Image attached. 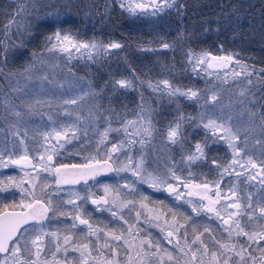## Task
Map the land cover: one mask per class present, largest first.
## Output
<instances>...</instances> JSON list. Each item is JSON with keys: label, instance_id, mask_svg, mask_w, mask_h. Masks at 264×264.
Returning a JSON list of instances; mask_svg holds the SVG:
<instances>
[{"label": "snow or ice", "instance_id": "1", "mask_svg": "<svg viewBox=\"0 0 264 264\" xmlns=\"http://www.w3.org/2000/svg\"><path fill=\"white\" fill-rule=\"evenodd\" d=\"M38 5L56 8L55 4L41 5L40 0H26V3L17 5L11 14V19L0 30L2 31L0 76H4L10 85L15 79V85H12L9 91L18 94L16 99L19 101V104H15L6 93L4 94L5 111L8 112V116L16 118L15 122L8 124V130L15 139L0 145V168L18 167L24 173V177H28L27 183L31 185L29 190L25 187L24 179L19 182L14 177L0 180V194L15 196L13 190L18 189L22 197L19 203L7 204L0 200L2 204L0 264H121L122 255L124 264H134V260L136 264H166V262L175 264L174 253L187 257L185 264H264V67L250 65L238 59L239 53L213 55L208 50L197 53L191 48L185 52L187 63L197 75H199L197 69H200L207 76L214 75L223 83L229 80L244 82L243 87L237 85L239 88L237 103L244 105L247 113V122L243 126L233 122V116L224 111V106H218L219 90L215 85L212 88L197 89L181 87L170 79H161L154 83L151 80L141 79L131 68L132 78L105 82V86L111 83L114 93L146 84L147 88L156 95L157 100L166 99L169 104H175L177 115L169 121L165 133L166 140L173 145L179 144L183 147L187 139L184 133L185 124L195 129H203V140L196 142L194 150L182 157L189 168L198 161L206 160L205 150L211 145L223 143L227 146L230 160L221 164L216 158L212 159V165L217 169L219 178L211 181L205 178L199 184L184 182L183 187L188 191L183 192L177 185L168 183L166 178L162 179L159 175L149 172L143 154L139 159H134L130 154L134 144L145 145L156 131L153 124L156 109L146 100L143 91L139 92V103L136 105L134 119L120 122L121 113L111 110L109 116L103 117L105 126L102 129L96 124L101 120L104 111L99 105L95 106L97 111L90 109L87 116L81 115L77 110L86 97L100 95L99 92L92 90L90 82L89 91H83L71 98H60L55 102L57 107L63 109L64 117L75 118L72 123L62 122L58 113L55 119L51 114L48 115V121L54 125L53 127L45 131L34 129L35 134L32 136L28 135L27 127H21L29 122L24 119L25 116L30 118L34 115H42L36 111L38 106L49 108L53 106L52 99H40V96L45 95L43 85L37 88L32 84L31 72L37 64L45 63L46 54L59 51L67 54L69 59H74L76 53L79 58L95 63L101 58L114 54L115 50H122L125 47L124 44L116 41L105 44L95 38L88 41L79 40L76 38L77 34L58 28L43 35L42 51L31 54L32 63L22 72L5 74L4 66L7 64L8 55L25 48V39L31 38L35 30L49 23L43 17L59 15V12L44 13L41 17L38 15ZM114 6L129 16L137 17H156L171 10L175 12L178 20L184 17L187 7L181 0H108L103 15H107ZM61 7L68 9L70 5L65 3ZM57 22L63 23L56 19L50 21L52 24ZM186 35L190 34H185L182 30L177 34V40L184 39ZM160 40L162 49L174 47V44L164 42L163 37ZM220 47L222 49L223 46ZM141 50L155 51L150 47ZM40 79L45 81L48 77L43 76ZM21 80L24 81L22 85ZM59 87L63 86L59 85ZM202 93H210V97L204 99ZM181 99L198 104V114L185 115L181 111ZM201 99H204L203 104H200ZM8 116L0 115V120L7 122ZM113 116L120 123L119 127L112 126ZM82 122L96 125L93 132L98 137L97 151L101 146L107 148L111 143L110 136L113 134L123 133L124 139L111 143L103 160L90 156L86 158L88 162L85 164H55L54 160L60 156L61 150L74 140H80L81 134L85 138L81 148L91 143L87 139L88 128H82ZM130 128L134 131L130 132ZM257 130H259V138L250 145L249 138ZM132 136L140 139L134 140ZM5 139L7 141V137ZM125 149L129 151L124 152ZM122 152L125 160L119 166L113 167L110 161H113L114 155ZM76 154L79 155V152ZM28 170L34 172L35 176H32ZM102 172H112L117 176L120 173L130 172L136 179L123 185H105L104 195L99 198H95L91 193L82 196L75 191L70 192L67 200L59 197L58 193L62 191V185H75L81 181L87 184L89 179H95ZM41 173L54 176L56 192L46 193L45 190L52 185L44 183L40 188L41 198H37L36 181L39 180ZM168 174L172 179L180 180L172 168L168 169ZM191 175L192 173L189 172V176ZM226 176L235 177V181L223 185ZM121 179L127 180V177ZM138 184H148L157 191L166 185V191L170 196L191 205L196 218L180 212L179 207L176 210L169 208L171 220L164 219L163 225L155 224V227L160 228L163 233L162 239L171 246V250L164 247L160 240L153 242L149 238L151 233L143 239L139 238L138 234L145 230L138 227L142 213L135 211L137 205L149 212V216L144 217V222L150 226L153 220L160 221L165 213L156 211L155 215H152L154 210L148 209L145 203L149 197L138 188ZM24 197L31 199L26 200ZM192 197L199 199L193 200ZM89 199L91 204L96 206V211L110 213L112 222L104 223L103 227L100 223L94 225L88 218L91 217V213L85 216L84 205ZM66 206L71 208L68 209ZM9 208L13 210L9 211ZM17 208L23 210L15 211ZM125 210L129 214L135 211L137 224L129 223L123 214ZM202 216L213 223L202 225L197 219ZM63 217H70L71 222L65 224L63 228L49 230V225L53 221L63 224L61 219ZM178 217L183 218L184 223H181ZM120 222L127 226L126 230L119 226Z\"/></svg>", "mask_w": 264, "mask_h": 264}, {"label": "trees", "instance_id": "2", "mask_svg": "<svg viewBox=\"0 0 264 264\" xmlns=\"http://www.w3.org/2000/svg\"><path fill=\"white\" fill-rule=\"evenodd\" d=\"M107 2L108 0H40L41 5L55 4L56 8L39 7L38 5L39 16L43 17L44 13L54 14L56 12H59V15L43 17L49 23L43 24L40 29L35 30L31 38L25 39V48L8 55L7 64L4 66L5 74L22 72L25 67L32 63L31 54L42 51L43 35L58 28L77 34L76 38L79 40L88 41L95 38L105 44L109 41H116L124 44L125 47L122 50H115L114 54L107 58H101L95 63L79 58L76 53H74L76 57L74 59H69L67 54L59 51L46 54L45 63L43 65L37 64L31 75L33 81L36 80L37 87L42 84L44 92L50 90L45 92V95L40 96V99H52L54 101L53 106L51 108L38 106L36 111L42 115H34L30 118L25 116L24 119L29 122L27 125H21V127H27L28 135L32 136L35 134L34 129L45 131L53 127L54 125L48 121V115L51 114L55 119L58 113L62 122L72 123L75 118L64 117L63 109L57 107L55 102L60 98H71L83 91H89L90 82L92 90L99 92L100 95L86 97L77 110L80 111L81 115L87 116L90 109L97 111L95 106L99 105L104 111L101 120L96 124L99 125V129H102L105 126L103 117L109 116L111 110L121 113L120 122L135 118L139 92L143 91L146 100L156 109L153 116L156 131L149 142L142 146L141 150L137 149L139 154L145 153L147 155L149 167L161 177H167L169 175L168 169L172 168L182 181L194 184L202 183L205 178L210 181L218 179L217 169L212 165V159L216 158L221 164L231 159L225 144L211 145L205 150L206 160L198 161L189 168L182 157L194 150L196 142L203 140V129H195L185 124L184 133L187 139L184 141L183 147L179 144L173 145L166 140L165 133L169 121L177 115L175 104H169L166 99L157 100L156 95L147 88L146 84L142 87L118 90L114 93L111 83L105 86V82L132 78L131 68L141 79L151 80L154 83L157 80L170 79L181 87L197 89L212 88L215 85L216 89L219 90L218 106H224V111L233 116V122L243 126L247 122V113L244 110L245 106L237 103L239 92L237 85L243 87L244 83L243 86H240L242 81L223 83L216 77L207 76L200 69H197L199 72L197 75L192 72L191 66L187 63L185 52L191 48L197 53L208 50L213 55L239 53L238 59L250 65L264 67V0H181L187 7L184 17L180 20L171 10L156 17H137L129 16L115 6L107 15H103ZM24 3L26 0H0V30L11 19V14L17 5ZM65 3L70 5L68 9L61 7ZM52 19L63 21V23L52 24L50 23ZM182 30L185 34L190 35L177 40V34ZM0 36H2V31H0ZM161 37H163L164 42L174 44V47L162 49L160 47ZM221 45L223 46L222 49ZM144 47H150L155 51L141 50ZM43 76H47L48 79L41 81L40 77ZM23 83L24 81L21 80V85ZM12 85H15V79L12 80ZM12 85L4 79V76H0V115L8 116V112L3 106L5 93L13 103L19 104L16 99L18 94L9 91ZM59 85L63 87H59ZM49 93L52 94L48 95ZM202 95L204 99L210 97V93H202ZM204 99H201L200 104L204 103ZM181 111L185 115L196 116L199 112V105L181 99ZM15 120L16 118L13 116H8L7 122L0 120V129H3L0 131V145L15 139L8 130V124L15 122ZM112 121L113 127L120 126L115 116L112 117ZM95 126V124L81 123L82 128H88L89 136L87 139L91 143L81 148L85 139L81 134V139L77 142L78 150H86L89 154L94 153L96 158L104 159V154L111 143L119 140L122 135L121 133L111 135V143L107 145V148L101 146L100 150L97 151L96 140L98 137L93 132ZM256 138H259V130L250 136V145L254 143ZM67 163H79L78 157H73ZM189 172L192 173L191 176H189ZM230 178L225 177L224 181L232 180ZM149 197L152 203L158 205L165 203L169 205L171 203L169 200L177 202L165 193H149ZM13 202L18 203L17 200L10 199H6L2 203L11 204ZM94 217L100 222L108 223L103 220L106 216L101 217L98 214H93L90 218Z\"/></svg>", "mask_w": 264, "mask_h": 264}, {"label": "rangeland", "instance_id": "3", "mask_svg": "<svg viewBox=\"0 0 264 264\" xmlns=\"http://www.w3.org/2000/svg\"><path fill=\"white\" fill-rule=\"evenodd\" d=\"M238 70V69H237ZM213 77H215L213 75ZM36 80H32V84H34L36 86ZM232 80H229L228 82H230ZM234 81H232L233 83ZM235 82H241V81H235ZM243 81H242V84L240 86H243ZM37 87V86H36ZM39 88V87H37ZM50 90H46L45 92H49ZM130 119H134V118H130ZM130 132L134 131L133 129H129ZM122 137L120 139H124V136H123V133H121ZM132 139L134 140H139L140 137H135V136H132L131 137ZM119 139V140H120ZM117 140V141H119ZM79 140H74L71 144L69 145H66L65 149L64 150H61V154L59 157H57L55 160H54V163L55 164H68L67 162L69 160H71L73 157L77 158L78 157V162L79 164L80 163H87L88 160L86 159L87 157H90V156H95L94 153H88L86 150H78L79 149V146L77 145V142ZM117 141H114L113 143H116ZM147 144V143H146ZM144 146V145H143ZM72 147V148H70ZM111 147V145L109 146V148ZM70 148V149H69ZM142 146L139 144V143H136L132 146L131 150H130V154L134 157V159H139L141 154H143V158L146 162V167H147V170L149 172H152L154 175H159L156 171H154L153 169H151L148 165V157L147 155H145V153H141L139 154L140 152H137V149L138 150H141ZM129 150L128 149H125L124 152H128ZM79 152V155H77L76 153ZM124 152L120 153L119 155H114L113 156V161L115 162L114 164H116V166H119L120 163L122 161L125 160V155H124ZM99 160V158H97ZM4 170L6 173H3ZM31 172V170H28ZM237 171H239V169H237ZM31 175L32 176H35V173L34 172H31ZM160 176V175H159ZM7 177H14L17 182H19L21 179H24L25 180V187L29 188V190H31V185H29L27 183V179L28 177H24V173L16 166H10L9 168H0V180H4L6 179ZM121 177H127V180H124V179H121ZM161 177V176H160ZM227 177V176H226ZM162 179L166 178L168 183H172L174 185H177L179 187V190L180 191H183V192H187L188 189H185L183 187V183L184 181L181 180H174L171 178L170 175H168L167 177H161ZM136 178L132 176V174L129 172V173H120L119 176H117L116 174L113 175V177L111 178H107L106 180H101V181H98L96 182L95 184H86V185H82V186H74V187H61L62 191H60L58 193L59 197H61L62 199L64 200H67L69 198V194L71 191H75V192H78L80 193V195H85L87 193H91L93 194V196L95 198H99L100 196H103L104 195V186L105 185H117V184H120V185H123L124 183L126 182H130V181H133L135 180ZM230 179L232 180H226L223 182V185H227L230 181L231 182H234L235 181V177H231ZM186 182V181H185ZM44 183H47V184H50L52 185L50 188L46 189V193H54L56 192V187L54 185V176L50 175V174H45V173H41L40 175V178L39 180L36 181V184H37V187L35 189V192H36V195H37V198H41V192H40V188L41 186L44 184ZM190 184H194V183H191V182H188ZM199 184V183H198ZM222 185V186H223ZM138 188L145 194L149 197V193H154L156 192V194H166L167 196L171 197L172 199H175V197L173 196H170L169 193L166 191V185L164 186V188H162L161 190L157 191L151 187H149L148 184H138L137 185ZM15 191L16 195L13 196V195H9L7 193H4V194H0V200H2V202L6 199H10V200H17L18 203L20 201V199L22 198L21 197V194L19 193V190L18 189H15L13 190ZM226 191V189H225ZM73 199H75V197H72ZM131 198V197H129ZM24 199L26 200H30L31 197H24ZM53 199H56V197L54 196ZM138 199V197H137ZM193 200H198L199 197H192ZM176 200V199H175ZM169 202H171L169 205H167L166 203L165 204H162V205H158V204H154L150 201V197H149V200L145 201V203L148 205V209H153V213L152 215H155L156 211H159V212H162V213H165L164 216L161 217V220L160 221H155L153 220V223L152 225H148L144 222V217L145 216H149V212L147 211V209H141L139 207V205H137L135 211H140L142 213V216H141V219L140 221L138 222V227L140 229H143L145 231L141 232L138 234L139 238L140 239H143L144 236H146L148 233H151V236L149 237L150 239L153 240V242H155L156 240H160L161 244L164 246V247H167L169 248V250H171V246L170 245H167L166 241H164L162 239V236H163V233H161L160 231V228L158 227H155V224L156 223H160L161 225H163V220L164 219H168V220H171V214L168 212V209L171 208L173 210H176L178 207H179V211L180 212H183L185 213L186 215L188 216H193L194 218L195 217V213L192 212V209H191V205H188V204H184L182 201H177L176 203L169 200ZM77 203H80L79 201H77ZM66 208L70 209L71 206H66ZM84 209H85V216L87 217V214L88 213H91V215L93 214H98L100 215L101 217L102 216H106L105 219H103L105 222H112V217L110 216V213H107V212H98L96 211V206L95 205H92L91 204V199L88 200L87 204L84 205ZM135 211H133L131 214H129L127 212V210H125V212L123 213L125 215V218L128 219L129 223L130 224H137V221H136V218H135ZM90 218V217H88ZM179 218V217H178ZM63 220V224L57 222V221H53L50 225H49V230H55L57 227H60V228H63L65 224H68L70 223V217H63L61 218ZM180 219V222L181 223H184V219L183 218H179ZM200 220V223L203 225V224H212L213 222L208 220L207 217H200V218H197ZM91 222L95 225L97 223H100V226L103 227L104 225V222H100L99 220H96V218H90ZM218 223V222H217ZM120 227H123L125 230L127 229V226L126 225H123L122 222H120ZM80 227H83V226H80ZM167 227V226H165ZM119 231V227L117 229ZM135 232V230H134ZM189 233L191 234V229L189 228ZM219 238V237H218ZM206 239V242H207V237H205ZM138 242V241H137ZM121 252L123 253V249H121ZM174 255L176 256V261H175V264H185V261L187 260V257H182L176 253H174ZM257 255H259V253H257ZM133 256H135V253L133 252ZM121 264H124V257L122 255L121 257ZM134 264H136L135 260H134ZM167 264V262H166Z\"/></svg>", "mask_w": 264, "mask_h": 264}, {"label": "water", "instance_id": "4", "mask_svg": "<svg viewBox=\"0 0 264 264\" xmlns=\"http://www.w3.org/2000/svg\"><path fill=\"white\" fill-rule=\"evenodd\" d=\"M103 160V159H102ZM110 163H114L113 161H110ZM80 164H85V163H80ZM113 167H115V164H113ZM114 173L112 172H102L100 173L99 175H97L95 177V179H89L87 183H90V182H94V181H97V180H100V179H103V178H106V177H110L111 175H113ZM82 184H85L83 181H81L80 183L78 184H75V185H62V186H76V185H82ZM9 211H12L13 209H8ZM23 209H15V211H22Z\"/></svg>", "mask_w": 264, "mask_h": 264}]
</instances>
